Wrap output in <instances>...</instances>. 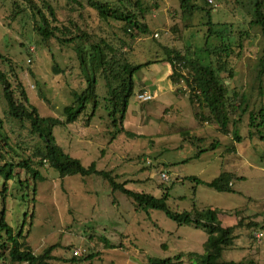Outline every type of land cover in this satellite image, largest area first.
I'll use <instances>...</instances> for the list:
<instances>
[{
    "label": "rangeland",
    "instance_id": "rangeland-1",
    "mask_svg": "<svg viewBox=\"0 0 264 264\" xmlns=\"http://www.w3.org/2000/svg\"><path fill=\"white\" fill-rule=\"evenodd\" d=\"M49 1L59 19L71 16L91 29L101 27L112 36L85 0H78L80 7L71 0ZM248 2H209L215 7L214 22L223 25H216L215 31L231 33L230 41L225 42L232 44L238 32L248 31L242 40V56L232 60L235 76L230 82V96L237 93L238 99L229 113L228 134L218 130L214 119L200 121L195 113L206 118L210 115L207 107L199 109L191 104V89L185 81L173 86L171 66L167 62H155L136 77L138 84L145 87L143 91L148 90L153 98L143 102L137 98L140 92L135 89L123 121L124 129L136 136L118 131L119 125L112 124L104 101L94 109L90 104L74 123L54 127L53 136L63 153L78 159L84 167L94 165L98 173L111 172L116 183L126 182L127 189L161 198L166 192L163 186H170L166 204L175 212L189 211L195 203L199 209L231 211L219 214L225 226L236 225L241 219L244 224L256 222V228L235 227L232 247L223 252L222 261L264 264V127L258 119L254 124L250 122L251 112L264 108V80L258 83L255 79L264 38L260 27L247 25ZM158 3L159 8L147 16L149 35L131 43L132 49L127 50L129 60L140 63L161 59L165 45L177 47L190 60L200 58L206 63L202 49L206 27L201 25V16L194 19L193 27L184 28L177 0H158ZM11 4L12 0H0V53L9 61L0 60V69L9 77L12 73L18 76L29 102L41 116L62 119V107L72 102L70 92L79 86L72 51L52 45L54 60L61 70L54 72L51 53L38 43L32 21L25 13L14 15L12 20ZM174 24L180 28L176 35L170 32ZM114 31L120 33L117 25ZM220 42L218 34L210 38L213 46ZM12 80L16 84L14 77ZM156 86L157 91L150 90ZM241 99L244 101L240 106ZM233 121L237 122L234 127ZM0 127L14 148L23 142L29 149L37 142L40 144L30 134L27 124L21 126L8 116L1 82ZM232 129L239 135V141L233 138ZM148 166L149 169H144ZM163 172L167 173L168 181L162 179ZM14 173L4 198L6 218L16 232L22 230L24 237L20 240L34 253L56 245L53 264H71L64 260L70 259L75 249L81 251V256L97 255L74 264H150L149 260L157 259H170L172 264H197L195 257L206 252V229L193 224L178 225L158 209L135 210L133 199L118 189L113 190L102 175L62 178L54 169L40 168L44 179L34 184L24 170L15 168ZM221 173L239 177L232 180L234 192H219L180 179L196 177L210 182ZM2 183L0 178V190ZM259 232L263 237L254 238V233ZM2 264L18 263L6 259Z\"/></svg>",
    "mask_w": 264,
    "mask_h": 264
},
{
    "label": "trees",
    "instance_id": "trees-1",
    "mask_svg": "<svg viewBox=\"0 0 264 264\" xmlns=\"http://www.w3.org/2000/svg\"><path fill=\"white\" fill-rule=\"evenodd\" d=\"M71 1L78 7L82 6L78 0ZM85 1L86 5L97 13L99 22L104 23L110 29L112 36L106 34L101 27L98 30L91 29L87 24L83 25L71 16L64 20L59 19L49 0H12L11 19L14 20V15L24 13L30 18L38 43L51 53L54 72L61 70L54 60L52 45L72 51L79 86L70 92L72 102L62 107V119L56 116L43 117L29 102L23 84L17 79L18 76L12 73L9 77L7 72L0 69V82L7 102L8 116L17 120L21 126L27 124L30 134L37 137L40 142V144L37 142L32 149H29L24 142L14 148L9 137L2 133L0 127V178L3 180L0 190V264L6 259L18 264H53L52 260H56L52 253L56 245L46 248L42 253H34L20 240L24 237L22 230L16 232L6 218L4 198L8 192L7 183L16 175L15 168L24 170L25 176H31L34 184L44 179L39 173L40 168L54 169L62 178L75 175L82 177L92 174L102 175L113 190L118 189L125 196L133 199L135 210L158 209L175 220L178 225L193 224L206 229L208 233L204 243L206 252L195 257L197 264H253L244 261L224 262L222 255L225 250L232 247L235 227L246 225L247 228H256L258 227L256 222L249 221L244 224L241 219L236 225L225 226L219 214L231 211L217 208L199 209L195 203L189 211L175 212L166 204L170 186H163L166 192L161 198L127 189L126 182L116 183L111 172L98 173L94 165L84 167L78 159L63 153L53 136L54 127L74 123L84 114L90 104L94 109L101 101H104L105 106L109 108L112 124L115 127L119 125L118 131L136 136L124 129L123 121L135 89L138 92L145 90V87L138 84L136 77H139L144 68H148L155 62H167L171 66L170 79L173 86L182 80L185 81L191 89L189 90L191 104L199 109L207 107L210 115L206 118L198 112L195 113L200 121L214 119L218 122V130L223 134H228L230 131L229 113L233 109V102L238 99L237 93L230 96V82L235 76L232 60L242 56V40L248 35V31L241 30L237 33L235 42L227 43L225 40L230 41L231 33L230 31H215L216 25L221 26L222 24L214 22L212 14L215 7L210 5L209 0H177L184 28L193 27V21L198 16H201L203 20L201 25L206 27V33L203 36L202 49L206 53L207 62L203 63L200 58L190 60L185 52L177 47L165 45L162 46L163 57L161 59L133 62L129 60L127 50L132 49L133 41L149 35L147 16L153 9L159 8L158 0H151L149 3H144L142 0ZM235 2L241 4L240 0H235ZM248 7L250 16L248 27H260L264 38V0H249ZM224 24L229 27L233 25ZM114 25H117L119 34L114 31ZM170 32L173 35L180 33L179 25H172ZM215 34H218L221 42L213 46L210 44V38ZM0 60L9 63L1 53ZM13 77L16 84H13ZM255 79L258 83L264 80V48L257 59ZM243 101V99L240 100V106ZM257 119L264 127V108L259 109L258 112L256 110L251 112V124L256 123ZM236 124V121L232 122L233 127ZM232 134L235 140H240L235 129H232ZM196 140L201 141V139ZM44 161L49 168H46ZM149 168L150 166L144 169ZM237 178L239 177L236 175L228 176L226 173H221L210 182L196 177H180L182 181H194L197 185H206L224 193L234 192L231 182ZM96 255V253H85L83 256L72 255L70 259L64 261L71 264L85 262L92 260ZM149 262L150 264H172L170 259L149 260Z\"/></svg>",
    "mask_w": 264,
    "mask_h": 264
},
{
    "label": "built area",
    "instance_id": "built-area-1",
    "mask_svg": "<svg viewBox=\"0 0 264 264\" xmlns=\"http://www.w3.org/2000/svg\"><path fill=\"white\" fill-rule=\"evenodd\" d=\"M209 2L212 3V0H209ZM137 98H138L139 100L145 102V101H149V100H151V99L153 98V94L150 93L148 90H147V91H142V92L138 93ZM161 177H162V179H163L164 181H168V180H169V178H168L166 172L161 173ZM254 236H255L254 238H256V239H261V238L263 237V233H262V232L254 233ZM73 254H74L75 256H81L82 253H81L80 250L75 249V250L73 251Z\"/></svg>",
    "mask_w": 264,
    "mask_h": 264
},
{
    "label": "crops",
    "instance_id": "crops-1",
    "mask_svg": "<svg viewBox=\"0 0 264 264\" xmlns=\"http://www.w3.org/2000/svg\"><path fill=\"white\" fill-rule=\"evenodd\" d=\"M154 89H155V90H154ZM154 89H153L154 91H157V90H158V87L156 86V88L154 87ZM231 183H232V182H231ZM232 184H233V183H232Z\"/></svg>",
    "mask_w": 264,
    "mask_h": 264
},
{
    "label": "water",
    "instance_id": "water-1",
    "mask_svg": "<svg viewBox=\"0 0 264 264\" xmlns=\"http://www.w3.org/2000/svg\"><path fill=\"white\" fill-rule=\"evenodd\" d=\"M154 87H150V90L153 91Z\"/></svg>",
    "mask_w": 264,
    "mask_h": 264
}]
</instances>
